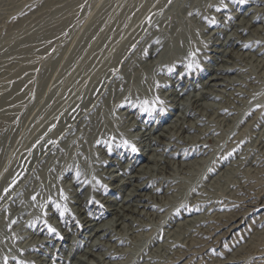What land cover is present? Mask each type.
<instances>
[{"label":"bare ground","instance_id":"bare-ground-1","mask_svg":"<svg viewBox=\"0 0 264 264\" xmlns=\"http://www.w3.org/2000/svg\"><path fill=\"white\" fill-rule=\"evenodd\" d=\"M124 1L128 4L117 8L112 0L97 1L100 5L94 21L74 45L71 43L73 48L66 47L58 64L73 60L75 69L70 75L60 71L63 75L54 80L60 91L40 103L41 108L50 109L63 100L53 128L43 129L26 141L20 140L22 123L0 130V153L10 156L11 166L0 174V264H69L72 260L73 264H116L108 259L126 255L128 264H188L202 262L208 253L224 255L212 264H247L250 258L252 264H264V251L250 250L256 237L228 254L223 245L250 215L259 212L263 213L257 215V223L262 225L254 235L264 237L262 108L251 114L246 126L255 130L250 142L231 158L233 162L206 184L186 189L180 184L184 178L180 176L199 169V163L206 161V141L218 130L235 132L237 116L250 114L251 106L264 105L262 98L255 99L264 90V0L232 3V7L224 3L226 0ZM55 12L57 22L49 36L44 34L51 26L44 23L33 33L32 37L40 38L35 46L10 37V45L0 50V60L7 57L18 71L24 57L16 61L15 56L43 54L52 44L64 41L75 16L69 6ZM107 14L112 15V23L104 25L101 20ZM104 26L110 28L109 37L103 35ZM96 34L87 46L90 36ZM166 74L174 78L173 83L164 77ZM22 82L18 80L12 87L1 85L0 107L20 104L29 97L18 88ZM36 84L37 93L42 80ZM167 86L170 89H164ZM160 109L164 113L157 117L155 112ZM14 111L19 115L22 108ZM143 115L155 118L139 124L136 119ZM58 118L61 120L56 124ZM164 122L165 126L161 124ZM58 140L61 142L56 144ZM125 142L136 147L137 153H132ZM31 151L33 155L27 156ZM109 155L120 159L136 155V161L132 165L116 164ZM193 157V162L187 161ZM139 159L150 164L135 167ZM57 162L61 170L57 168L54 177L52 168ZM37 164L40 167L33 172ZM26 167L29 171L22 176ZM66 173L71 174L68 181L63 179ZM250 173L257 176L256 184L250 183ZM147 190L150 196L144 193ZM107 191L112 195L106 196ZM186 191L191 199L183 204V213L169 221L166 229L155 227L152 221L162 217L157 213L166 209L168 216L173 208L169 202ZM65 208L68 211L61 217ZM105 214L109 219L99 224ZM45 224L62 239L49 236ZM61 224L66 225L65 230ZM148 227L153 233L144 245L131 251L116 247L123 240L133 245L145 236L143 231ZM75 231L87 245L80 255H75L79 248ZM58 245L61 251L56 255ZM95 249L105 252L96 255Z\"/></svg>","mask_w":264,"mask_h":264},{"label":"rangeland","instance_id":"rangeland-1","mask_svg":"<svg viewBox=\"0 0 264 264\" xmlns=\"http://www.w3.org/2000/svg\"><path fill=\"white\" fill-rule=\"evenodd\" d=\"M58 1L59 0H47V1L46 0H0V39H1L0 40V45H1L0 46L1 47L0 50L3 49V46H5V48H6V46L10 45V41L8 40V38H10V37H13L15 39L18 38L17 40L18 41L20 40L21 44H25L27 46H30V45L35 46V45H37L39 43L40 38L39 37L35 38V37H32V36H34L36 31H38L44 25V23H46L47 25L49 24L51 26V28H48L49 30L48 29L46 30V32H45L46 34H44L46 36H49L50 33H51L50 29H52V27L57 22V18H56L57 17V13L55 11H58L62 7L69 6L70 10L74 13V16H75V17H73L72 24L70 25V27H68V30H67L68 31V34H67L68 36L66 37V39L64 41H62L61 43L56 42V43L52 44L50 49H48L49 51L47 50L43 54H39V53H37L39 55H37V54H29V56H28V53H24L23 55L15 56V60L16 61L24 59V62H22V64L19 67L20 70H18L22 74H20V73H18V75L15 74L16 72H18L16 70V67L14 68L15 62H12V61L8 62L9 60L7 59V57L4 58L3 60H0V66H2V70L0 71V87H1V85L3 83H4V85H2V86H10V87H12L11 85L13 83H15L18 80H21L23 82L19 85L18 88L21 89L23 92L25 91L26 93H29V97L26 98L24 101H22V103L20 102V104H16V105L15 104L14 105H11V104L9 105L8 104L5 107H0V130L1 129H5V131H6L7 128L10 129L12 126L22 123L21 124L22 131H21V134H20L21 138L19 137L20 140L22 139L21 141H23V140L26 141V139L29 136L37 135L43 129H46V130L49 131V129H51V127L53 128L52 121L55 120L56 117L58 116L57 114L60 112L59 110L64 107L63 100L59 103V106L56 105L55 108L54 107L50 108V109L48 107H42L41 108V106L45 103V99H48V97H53L54 95H56V93L58 94V90L60 91V88H59L58 84L54 85V80L57 77V75L62 74V73L70 75L71 72H73V70L75 69L74 67L76 66V63H75L76 61L74 62L73 60L68 61L69 62V63L67 62L68 64L65 63L66 65L62 64V66H61V64L59 65L58 63H60V60L62 59V57H64V52L67 51L68 49H70V47L73 48V45H74L73 41L76 38H78L84 31H86L87 28L89 27L90 23H92V21H94L93 18H94L95 14L97 12V9H98V7L100 5L99 3L102 4L103 2H107L108 0H100L101 2L99 0H60L59 2ZM55 2L59 3V4H56ZM124 2H126V1H124V0H112L111 4H112L113 7L117 8L119 6V4H128L127 2L126 3H124ZM224 3L229 5L230 7H232V3L233 2L226 0V1H224ZM80 4L82 5V7H81ZM46 10H47V12H46ZM241 11H244V8ZM103 19L101 20V23L105 22L104 25H107L108 23H112V15H110V14H107ZM109 19H111V20L109 21ZM85 20L87 22H85ZM219 20H222V18L219 19ZM50 26H48V27H50ZM19 29H20V31H19ZM104 30H106V31H104ZM18 31H19V33H18ZM102 31L105 33L103 35H105L106 37H109V35L111 34L110 28L108 30V28H105V26L103 27ZM4 34H6V35H4ZM30 35H31V37H30ZM16 36H18V37H16ZM96 36H97V34L93 35V36H90L91 39L89 38V40H88L89 42H88L87 46H89L90 43H92V41L95 40ZM118 40H119V38H118ZM66 47H68V49H66ZM72 48H71V50H72ZM21 56H23L24 58H22ZM25 57H29V58H25ZM20 58H22V59H20ZM32 58H34L35 60L31 61ZM56 59H57L58 62L56 61ZM15 60H13V61H15ZM29 62H31L32 64L29 63ZM7 65L8 66L11 65V66L8 67ZM58 65H59V68H58ZM65 66H66V68H65ZM24 67H25V69H24ZM46 69H47L48 72L46 71ZM60 71L61 72L63 71V72L61 73ZM13 72H14V74H13ZM54 74H55V76H54ZM66 77H67V75H66ZM164 77L168 81H170L172 83L174 82V78L172 76H168V74H166ZM198 77L201 80L204 79V77H200V76H198ZM2 79H4V80H2ZM40 80H42V86L40 87V89L36 93V89H35L36 85H37L36 83L39 82ZM194 82H196V81H194ZM54 88H56V89L54 90ZM164 89H170V87L167 86ZM29 91H31V92H29ZM44 92H45V94H44ZM261 93H262L261 95L260 94L255 95V99H256V97H260V98H262L260 100H262V102H264V90ZM207 101H209V100H207ZM40 103L42 105H40ZM17 107H21L22 108V112L19 115H16L17 113L14 111V109L17 108ZM31 108L33 110L36 108L34 110V113H33V110H31ZM260 108H262V109L260 110ZM37 109H39V110H37ZM249 109H250L249 111H251V112L248 111L250 114L245 113L243 117H241L240 115L236 117V115H235V117L237 118L236 120L238 122L237 127H236L237 130H235V132L230 134V133L227 132V130H225V131H224V129L218 130L217 133L212 137V139L210 138L208 141H206L205 145H206V149H209V151H208V155L209 156L205 155V157H207V156L208 157L206 158L205 162L199 163V165L201 166V167H199V169H194L189 174H185V175L180 176V177H184L183 180L180 181L181 182L180 184L183 186V188H185V189L186 188H193V187H196L197 185H199L201 182H204V184L208 183V181L210 180V177H211V179H212V177L214 178L216 176L215 175L216 173H218L219 171H222L223 168H225L226 166L229 165V163L233 162V160H231V158L234 159V155L238 152V150H240V148L243 146V144L247 145L250 142V139L252 138L253 131L255 129H253L252 127H248L246 125L249 123V120L251 119V117H253V115H251V114L253 112L254 113L258 112L259 110H260L261 116H262L261 119L259 120V124L260 125L264 124V105L258 106V107L257 106L256 107L255 106H251ZM121 110H123V109H121ZM12 111H14V112H12ZM36 111L39 114L36 113ZM6 112H7V114H6ZM45 112H47V113H45ZM51 112H52V114H51ZM156 112H155V114H158L157 117H159L160 114L162 115V113H164L161 109L157 110ZM159 112H161V113L159 114ZM43 115H45V116H43ZM25 117H26V119H25ZM40 118H41L42 121L40 120ZM61 118H58L56 120V124H58L60 122ZM154 118L155 117H150V116H147V115H143V116L140 117V120L136 119V121L139 122V124H140V122H142L143 120L145 121L146 119H154ZM170 118H172V116H169V119ZM5 120H6V122H5ZM48 120H50V121H48ZM37 122H39V125H38ZM244 122H245V124H244ZM165 123L166 122L161 123V124H163V126H165L166 125ZM46 124H48V125L44 127V125H46ZM260 125H258V126H260ZM3 126H4V128H3ZM30 133H31V135H30ZM215 138H216V140H214ZM44 140H46V139H44ZM2 142H3V140L0 139V143L1 144H2ZM51 142H53V141H51ZM60 142H61V140H58L56 142V144L60 143ZM222 149H224V150H222ZM32 151L30 153L28 152L27 156L33 155L34 151L33 152ZM39 153L40 152H38V154ZM7 155L8 154H4L2 156L1 153H0V156H2V157H0V162H1L0 163V174H2V173L4 174V173H6L8 171V169H11V166L9 165L10 156H7ZM131 156L125 157L123 159H120V158H118L116 156L109 155L108 158L114 159L116 164H121V165L130 164V165H132L133 161L134 160L136 161V158H135L136 155L132 156V157ZM175 160L178 161L179 158L176 157ZM74 161H75V163L77 162V160H75V159H74ZM187 161L193 162L194 161V157L189 159V160H187ZM3 163H4L5 166L3 165ZM144 163L147 164V165L150 164V163H146V161H144V160H140L139 159L137 164L135 165V167L143 165ZM38 167H40V166L37 164L35 167H33L32 171L36 172ZM209 167H210V169H209ZM26 168H27V170H25L24 173H22V176H24L27 173V171H29L28 167H26ZM57 168H58V170L59 169L61 170L60 164H58V162L55 163L54 167L52 168V172H53L52 175L54 177H55V174L58 173ZM105 168H108V166H106ZM50 171H51V169H50ZM70 175H68L66 173V175L63 177V179L68 181L69 180L68 177H70ZM250 177H252V178H250ZM250 177H249L250 183L256 184L257 183V176L255 177L253 173H250ZM194 179H195V181H194L195 183L193 182ZM52 183H53V181L51 180V184ZM53 186H54V184H53ZM74 187L78 188L77 184H75ZM222 188L223 187H221L220 189H222ZM86 189L87 188L83 189V191H85ZM56 192L59 193V191H56ZM144 193L148 194L150 196L151 191L147 190V191H144ZM81 195H82V193H81ZM111 195H112V193L107 191L106 196L109 197ZM157 196H161V194H158ZM111 198H113V197H111ZM189 199H191V194L188 193V191H186L184 194H182V196H180L174 202L173 201L169 202L173 206V208H171L172 212L169 213L168 216L165 215V212L167 211L166 209L163 212H161V213H157V214L161 215L162 217L157 219L156 221H152L153 225H155V227H157L159 230L161 228L163 230L166 229V225L169 223V221H172L173 219H176V215L179 216V215H181L183 213V211L186 208V206L183 205V204H187ZM102 211H103V209L101 208V212ZM261 213H263V212L254 213V214L250 215L247 218L246 222L240 228L241 230L239 229L238 233L235 232L236 235L233 234L234 235L233 237L231 236V237H229L228 239L225 240V242L226 241L227 242L226 243L224 242L225 244H223V245H224V248L226 250V254L230 253L233 248H235L237 246H240V245H244V243H246V241L251 240L250 239L251 237H253V238L256 237L255 238L256 240L255 239L253 240L252 244L254 245V248L251 247L250 250L251 251H255V252H258L260 250L264 251L263 250L264 249V237L262 239L261 238L259 239L257 236L254 235V233L257 230H259L258 228L262 225L261 223H259V224L257 223V218H256L257 215H259ZM93 214H94V211H93ZM100 219L101 220L97 221L99 224L104 222L105 220H108L109 216L107 214H105L104 216H101ZM60 226H61L62 230H65L66 225L61 224ZM159 230H156V234H157V232ZM143 232H144L143 235H145V236H141V237L137 238L135 241H133V243H134L133 245L131 244V242H126L125 240H123L124 243L123 244L118 243V244H116V247L123 248V249H129L131 251V250H134L137 247H139L137 245H144L145 242H146V239H149L150 236H152L153 230H152V228L148 227V228H145ZM76 233H77V231H75L73 233V235H76ZM156 234H153V235H156ZM243 236H244V238H243ZM76 240H77V243H79V248H78V250H75V255H80V253L82 254L83 251L87 250V245L85 244V240L81 236H77L76 235ZM100 240L102 241V239H100ZM80 241H82V242L80 243ZM111 242L112 241H110V243ZM153 245H154V243H153ZM54 247H55V245H53V247H51V250ZM230 247H231V249H230ZM72 248H73V246H72ZM60 251H61V247L58 245L56 247L55 254L58 255ZM65 251L66 250H63V252H65ZM103 252H105V251H103V249L102 250L95 249L93 251V253L96 254V255L100 254V253H103ZM253 254H251V255H253ZM207 255H208L207 258H204V259L202 258L203 259L202 262L194 260V261H192L191 263H188V264H202V263L203 264H212L214 262V260L222 259L224 257V255H215L214 253L213 254L212 253H208ZM199 257L200 256H198V258ZM88 259L94 261V258H92L90 256L88 257ZM210 259H212L213 261H210ZM108 260L111 263L128 264L129 261H130V258L128 257V255H126L125 257H116V258H112V259H108ZM95 261H96V259H95ZM252 262H253L252 258H250L246 263L247 264H252ZM69 264H73V260L70 261Z\"/></svg>","mask_w":264,"mask_h":264},{"label":"snow or ice","instance_id":"snow-or-ice-1","mask_svg":"<svg viewBox=\"0 0 264 264\" xmlns=\"http://www.w3.org/2000/svg\"><path fill=\"white\" fill-rule=\"evenodd\" d=\"M231 2H233V3H246L247 0H231ZM216 11L219 12V11H221V9L220 8H217ZM145 111H148L149 113L151 112V110H149L147 108H145ZM125 143H126V146L130 149V151L132 153H134V154L137 153L138 150H137L136 147L132 146L131 144H128L127 142H125ZM77 180H78V177H77ZM61 196H62V198L64 200H67L68 199V197L66 195H64L63 192L61 193ZM33 199H35V198H33ZM56 207L59 208V205H57ZM67 211H68L67 208H65L63 211H61L60 212L61 217H63L64 214H65V212H67ZM44 227L47 230V234L49 236H56L57 239H62V237H60L59 234L56 233V230L54 228L50 227L47 224H45ZM5 264H6V262H5Z\"/></svg>","mask_w":264,"mask_h":264}]
</instances>
